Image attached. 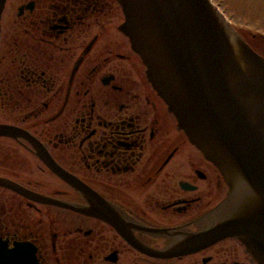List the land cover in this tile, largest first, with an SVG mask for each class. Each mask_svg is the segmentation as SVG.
I'll return each instance as SVG.
<instances>
[{
    "label": "flooded vegetation",
    "instance_id": "obj_1",
    "mask_svg": "<svg viewBox=\"0 0 264 264\" xmlns=\"http://www.w3.org/2000/svg\"><path fill=\"white\" fill-rule=\"evenodd\" d=\"M123 21L118 0H6L0 264H258L238 238H196L229 186L178 127ZM77 183L125 232L67 206L88 204Z\"/></svg>",
    "mask_w": 264,
    "mask_h": 264
},
{
    "label": "water",
    "instance_id": "obj_2",
    "mask_svg": "<svg viewBox=\"0 0 264 264\" xmlns=\"http://www.w3.org/2000/svg\"><path fill=\"white\" fill-rule=\"evenodd\" d=\"M5 2L0 0V21ZM118 2L120 30L140 55L148 80L229 186L216 225L196 238H238L264 264V57L213 0ZM77 187L88 204L67 206L125 232L114 209Z\"/></svg>",
    "mask_w": 264,
    "mask_h": 264
},
{
    "label": "rangeland",
    "instance_id": "obj_3",
    "mask_svg": "<svg viewBox=\"0 0 264 264\" xmlns=\"http://www.w3.org/2000/svg\"><path fill=\"white\" fill-rule=\"evenodd\" d=\"M245 40L264 56V0H213Z\"/></svg>",
    "mask_w": 264,
    "mask_h": 264
}]
</instances>
